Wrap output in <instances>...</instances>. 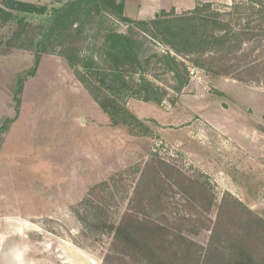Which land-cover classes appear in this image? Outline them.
Returning a JSON list of instances; mask_svg holds the SVG:
<instances>
[{"label":"rangeland","instance_id":"rangeland-1","mask_svg":"<svg viewBox=\"0 0 264 264\" xmlns=\"http://www.w3.org/2000/svg\"><path fill=\"white\" fill-rule=\"evenodd\" d=\"M17 1L50 13L70 0ZM177 1L183 9L191 2ZM124 5V16L135 19V4ZM92 24L78 41L81 55L101 47L104 31H127L110 16ZM58 43L46 44L32 75L25 46L0 48V264H146L112 249L146 163L206 183L216 199L204 214L168 190L151 212H201L191 217L197 225L213 223L228 194L264 221V79L239 83L191 69L182 92L159 106L129 98L110 109V99L59 57ZM146 47L166 50L152 41ZM191 232L204 246L208 232Z\"/></svg>","mask_w":264,"mask_h":264},{"label":"trees","instance_id":"trees-1","mask_svg":"<svg viewBox=\"0 0 264 264\" xmlns=\"http://www.w3.org/2000/svg\"><path fill=\"white\" fill-rule=\"evenodd\" d=\"M0 3V48L25 46L33 55L32 75L46 44L55 39L59 57L110 99V109L129 98L159 106L169 92H182L191 69L239 83L261 84L264 79V0H197L180 15L160 11L149 21L126 18L123 0H70L50 13L17 0ZM104 16L125 24L126 33L104 31L101 47L81 55L77 44L83 28ZM150 41L166 50H150ZM21 81L19 77L17 92ZM167 168L170 172L164 174L159 162L144 165L114 229L116 253L146 264H264V221L228 194L222 195L213 223L206 219L197 225L191 217L200 219L201 212L169 216L149 211L163 207L165 193L174 189L204 214L216 200L206 183ZM191 231L208 232L204 246L191 238Z\"/></svg>","mask_w":264,"mask_h":264},{"label":"crops","instance_id":"crops-1","mask_svg":"<svg viewBox=\"0 0 264 264\" xmlns=\"http://www.w3.org/2000/svg\"><path fill=\"white\" fill-rule=\"evenodd\" d=\"M124 4L133 2L135 4V19L134 20H145L152 18L158 11L167 12L171 9L174 11L186 12L193 9L197 0H190V5L185 7H179L180 4L177 0H123ZM125 6V5H124Z\"/></svg>","mask_w":264,"mask_h":264}]
</instances>
